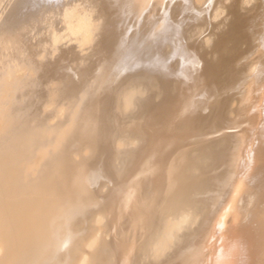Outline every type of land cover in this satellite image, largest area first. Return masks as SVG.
I'll list each match as a JSON object with an SVG mask.
<instances>
[{"label":"bare ground","instance_id":"1","mask_svg":"<svg viewBox=\"0 0 264 264\" xmlns=\"http://www.w3.org/2000/svg\"><path fill=\"white\" fill-rule=\"evenodd\" d=\"M0 264H264V0H0Z\"/></svg>","mask_w":264,"mask_h":264},{"label":"snow or ice","instance_id":"2","mask_svg":"<svg viewBox=\"0 0 264 264\" xmlns=\"http://www.w3.org/2000/svg\"><path fill=\"white\" fill-rule=\"evenodd\" d=\"M227 2H231V0H227ZM246 6H251L250 4H247ZM209 7H211V5H209ZM165 15H167V13H165Z\"/></svg>","mask_w":264,"mask_h":264}]
</instances>
